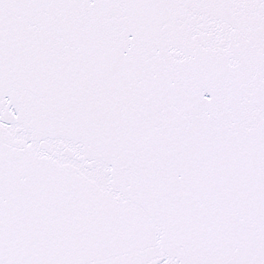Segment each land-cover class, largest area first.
I'll list each match as a JSON object with an SVG mask.
<instances>
[{"label": "snow or ice", "instance_id": "1", "mask_svg": "<svg viewBox=\"0 0 264 264\" xmlns=\"http://www.w3.org/2000/svg\"><path fill=\"white\" fill-rule=\"evenodd\" d=\"M0 264H264V0H0Z\"/></svg>", "mask_w": 264, "mask_h": 264}]
</instances>
